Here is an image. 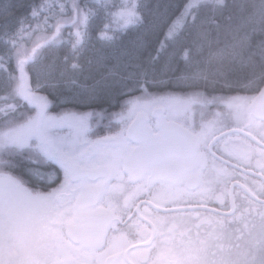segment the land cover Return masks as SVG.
Masks as SVG:
<instances>
[{
    "label": "snow or ice",
    "instance_id": "1",
    "mask_svg": "<svg viewBox=\"0 0 264 264\" xmlns=\"http://www.w3.org/2000/svg\"><path fill=\"white\" fill-rule=\"evenodd\" d=\"M249 7L205 62L225 0L0 5V264H264V0ZM95 45L120 54L89 87Z\"/></svg>",
    "mask_w": 264,
    "mask_h": 264
},
{
    "label": "trees",
    "instance_id": "2",
    "mask_svg": "<svg viewBox=\"0 0 264 264\" xmlns=\"http://www.w3.org/2000/svg\"><path fill=\"white\" fill-rule=\"evenodd\" d=\"M39 0H0V5H3L5 3L12 5V10L14 12L15 18H24L27 17L30 13L29 6L33 3H37ZM117 3L120 2V0H116ZM152 3H166L167 0H151ZM225 3L228 5V8L224 10L223 16L218 17L216 19V24L220 25V28L217 29L215 27V24H208L206 25L207 29V41L204 43L202 54L199 56H195V59L197 60H207L208 51L210 48H214L216 46V40H217V34L218 32H225L228 31L234 27H236L241 22V17L243 14H245L247 11H250V7L253 4H258L259 0H225ZM245 6V7H242ZM229 16H231V19H229ZM0 23H3L2 18H0ZM27 23V21H26ZM32 23H35V21H32ZM67 39V32L65 33L64 38L60 42V44L57 45L55 49H49L47 52L43 54L40 61L33 66L34 70H39L41 72L48 71V65L51 63V59L49 56V53L52 51L59 52L61 57L66 54V52L70 49L71 45L64 46V41ZM257 41L261 39L259 34H257L256 38ZM31 46V45H29ZM118 50L113 49H104L100 50L99 45H95L94 49H90L88 53H86V58L81 61L83 65V71L78 74V80L80 84H84L86 86H102L103 84V78L106 75V69L112 67L113 64L116 63V57L119 55ZM107 57L106 61L100 60V57ZM91 60L92 63H88L87 61ZM99 61V62H98ZM206 66V63H205ZM63 67V66H62ZM184 69L185 68V61L183 59V53L180 52L176 55V59L174 63L172 64L171 68H166L164 61H161L158 63L155 68L154 72L159 76L161 79L167 80L174 69L176 68ZM31 75V71L29 73ZM179 73H177L178 75ZM72 75L70 67L67 69V75L65 76V79L70 78ZM245 70L241 67H237L235 69L234 75L232 76L233 79H238L241 82H245ZM66 95H71V91L65 90ZM232 94H240L244 95L245 93L239 92V93H232ZM71 107V105H69ZM87 110V109H83Z\"/></svg>",
    "mask_w": 264,
    "mask_h": 264
},
{
    "label": "flooded vegetation",
    "instance_id": "3",
    "mask_svg": "<svg viewBox=\"0 0 264 264\" xmlns=\"http://www.w3.org/2000/svg\"><path fill=\"white\" fill-rule=\"evenodd\" d=\"M212 206H214V205H212Z\"/></svg>",
    "mask_w": 264,
    "mask_h": 264
}]
</instances>
